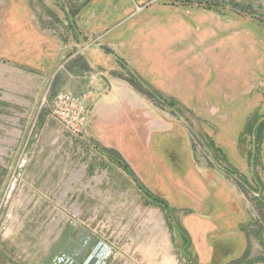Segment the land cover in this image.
<instances>
[{"label":"rangeland","instance_id":"rangeland-1","mask_svg":"<svg viewBox=\"0 0 264 264\" xmlns=\"http://www.w3.org/2000/svg\"><path fill=\"white\" fill-rule=\"evenodd\" d=\"M5 65L0 264H264V0H0Z\"/></svg>","mask_w":264,"mask_h":264},{"label":"built area","instance_id":"built-area-1","mask_svg":"<svg viewBox=\"0 0 264 264\" xmlns=\"http://www.w3.org/2000/svg\"><path fill=\"white\" fill-rule=\"evenodd\" d=\"M87 107L85 99L68 92L58 94L54 100L55 115L62 119L69 126L70 132L75 135L84 133L86 130L85 126L88 122ZM95 248L97 250L95 257L90 255L84 261H77L69 256L62 255L57 257L55 264H105L113 253L112 248L105 245H96Z\"/></svg>","mask_w":264,"mask_h":264},{"label":"crops","instance_id":"crops-1","mask_svg":"<svg viewBox=\"0 0 264 264\" xmlns=\"http://www.w3.org/2000/svg\"><path fill=\"white\" fill-rule=\"evenodd\" d=\"M38 27H39V25H38ZM49 41H51V40H49ZM49 41H45V43H42V44H47V43L50 44ZM93 50L94 49H92V50L90 49L88 51V56H86L87 63L89 64L90 67H93L96 65V61L94 58L98 56V55H95L97 53L93 52ZM97 58H101V57H97ZM103 58H105L104 55H103ZM13 74H14L13 71H11V69L8 68L6 65H5V67L1 68V70H0V88L4 87V85H6V84L8 85V88L6 90H10L13 88V86H14L13 81H12ZM109 83L111 85L110 87L112 90L109 93V95L106 96L105 99H108V97L111 96L113 92L117 91L119 94V96H118L119 101L127 100V101H129V103H131L132 105H136V106H138L137 104L139 102H141L140 94L128 82H126L120 78L111 77V78H109ZM163 118L164 117H161L159 119V118L150 116V120H153V119L161 120ZM171 119H173V118H170L169 120L168 119L167 120L170 121ZM147 197L150 200L155 201L153 197H151L149 195H147ZM149 207H150V209L152 208V210L156 209L153 206H149ZM148 216H149V218L147 220L148 221L147 226H148L149 230L152 231V229H155L157 227V226L155 228L152 227L153 226L152 220L158 221V215L155 211H151L148 213ZM156 229H158V228H156Z\"/></svg>","mask_w":264,"mask_h":264},{"label":"trees","instance_id":"trees-1","mask_svg":"<svg viewBox=\"0 0 264 264\" xmlns=\"http://www.w3.org/2000/svg\"><path fill=\"white\" fill-rule=\"evenodd\" d=\"M128 82L131 85H133L135 88H138L137 87L138 86L137 83H135L134 81H128ZM148 93H149L150 97L153 98V95L154 94L152 92H150V91H148ZM112 153H115V152L114 151H111V150L110 151H107L108 156L115 157L114 154H112ZM116 159L119 162V164L124 167V169H126L131 175H133L135 177V174L132 172V170L130 169V166L128 164H126L122 159H120L118 157ZM136 181H138V180H136ZM143 190H145V192L147 193V195L153 197L155 201H158V202L164 204L165 205L164 207H166V208L169 209V207H168L169 204L164 199L158 198V197L154 196L153 194H150V192L147 191L146 189H143Z\"/></svg>","mask_w":264,"mask_h":264}]
</instances>
